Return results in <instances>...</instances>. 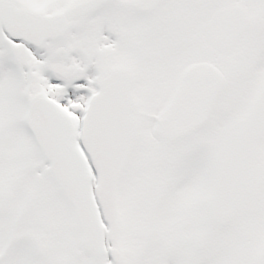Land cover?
<instances>
[{
	"label": "snow or ice",
	"instance_id": "obj_1",
	"mask_svg": "<svg viewBox=\"0 0 264 264\" xmlns=\"http://www.w3.org/2000/svg\"><path fill=\"white\" fill-rule=\"evenodd\" d=\"M0 264H264V0H0Z\"/></svg>",
	"mask_w": 264,
	"mask_h": 264
}]
</instances>
